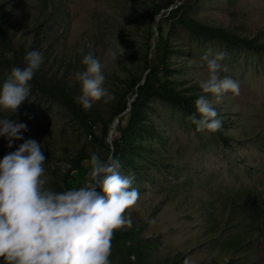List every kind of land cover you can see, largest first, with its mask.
<instances>
[{"label":"rangeland","instance_id":"374dc122","mask_svg":"<svg viewBox=\"0 0 264 264\" xmlns=\"http://www.w3.org/2000/svg\"><path fill=\"white\" fill-rule=\"evenodd\" d=\"M164 1L0 0L1 27L22 52L19 67L26 66L28 52L39 51L43 63L34 78L65 87L83 112V118L75 116L29 82L30 97L13 114L0 109V118L27 124L22 135L41 143L45 187L57 192L65 190V176L81 156L97 152L91 133L110 146L120 138L112 155L122 174H134L140 198L125 213L131 227L115 231L120 244L112 243L111 264H264V236L244 215L246 201L264 200V0H181L156 15ZM171 9L178 10L173 17ZM157 28L166 40L160 79L194 107L207 98L222 127L198 131L183 108L149 97L138 126L127 127L126 112L109 141L114 111L124 99L134 100L130 84L147 73ZM117 43L125 54L115 62L108 50ZM3 44L0 88L16 59ZM208 49L228 53L221 63L229 70L221 76L240 84L239 95L228 92L221 103L200 88L208 76L201 61ZM88 51L104 64L105 87L115 100L94 101L85 110L75 99L81 85L74 73L85 70L81 61ZM195 116L201 118L197 110ZM23 142L9 148L0 137V159Z\"/></svg>","mask_w":264,"mask_h":264},{"label":"clouds","instance_id":"9594fccd","mask_svg":"<svg viewBox=\"0 0 264 264\" xmlns=\"http://www.w3.org/2000/svg\"><path fill=\"white\" fill-rule=\"evenodd\" d=\"M124 54L118 43L117 49L108 50L115 62ZM227 56L226 51L213 53L208 49L201 57L208 76L200 88L213 94L216 103H221L228 92H240L238 81L221 76L229 70L221 63ZM24 59L26 66L12 67L0 88V109L12 114L30 97L29 82L43 63L42 54L36 50ZM81 63L85 70L74 73L81 85L76 102L90 110L94 101H114L115 96L105 87L104 64L94 52L84 54ZM195 107L201 118L190 115L187 119L198 131L220 130L222 119L207 98H198ZM26 131L27 124L0 118V137L7 139L9 148L14 141L24 140L16 151L0 159V259L4 264H111L114 232L131 227L132 219L125 213L140 198L138 188L133 187L134 174H122L114 155L105 160L93 153L83 186L51 190L45 187L44 150L35 139H24L22 133Z\"/></svg>","mask_w":264,"mask_h":264},{"label":"trees","instance_id":"16d2710c","mask_svg":"<svg viewBox=\"0 0 264 264\" xmlns=\"http://www.w3.org/2000/svg\"><path fill=\"white\" fill-rule=\"evenodd\" d=\"M181 0H165L162 5L157 6L155 9V14L159 15L161 10H167L168 8H172L175 6L176 2H180ZM177 9H171L167 11L169 17H173L177 13ZM0 23V40L4 43L9 51H11L15 56V61L13 63L14 66H18L17 61L21 56V53L17 51L13 42L6 36L5 31H3ZM198 29L199 25L196 26ZM158 29V39L153 50L150 53V58L147 60V68H146V75L144 77V83L142 84L143 77L138 79H133L130 88L133 91V95L135 98L133 101H129L128 99H124L121 104L117 107L114 111L115 117L119 116L120 114H126L127 117V127L129 129L138 126V118L141 114V108L144 105V101L149 97H157L161 100H166L169 102L174 103L181 108H183L187 114L196 115L195 107L190 103L189 100L182 97L180 93H177L172 86H169L165 81L162 82L160 79L161 69L163 68L164 59H165V47H166V40L162 36L161 30ZM247 43H250L246 41ZM252 46L253 43L251 42ZM250 44V45H251ZM34 84L40 91L44 94L49 95L50 97L58 100L61 104L65 106L72 114L77 117L83 118L82 110L77 106L74 100L70 97L67 89L63 86H46L38 82L36 78L30 81ZM128 110V111H127ZM123 115L119 118V124L123 121ZM82 121V119H81ZM83 124L85 122H82ZM91 131V130H90ZM108 128H104L103 138L108 134ZM90 139L92 142L96 144L97 152L99 153L102 159H107L108 155H112L114 149V153L118 152L120 147V138H114L112 140V145H108V143H104V140H98V138L91 133ZM106 149L105 154L103 150ZM81 163H76L77 165L71 168L66 176H65V190H70L72 188H79L84 185V183L88 180L87 173L90 171V157L85 158V156H81L80 159ZM83 161V162H82ZM244 215L248 217L253 225V229L257 230L261 237L264 236V200L260 198L253 199L252 201L245 202L244 208ZM112 239V243L116 242L113 248H116L120 243L117 242V236L115 235ZM231 242V241H230ZM119 243V244H118ZM118 244V245H117ZM238 250H242V245ZM112 248V249H113ZM236 248V246L234 247Z\"/></svg>","mask_w":264,"mask_h":264},{"label":"water","instance_id":"95a60500","mask_svg":"<svg viewBox=\"0 0 264 264\" xmlns=\"http://www.w3.org/2000/svg\"><path fill=\"white\" fill-rule=\"evenodd\" d=\"M141 83H142V84L144 83V77H143V80H142ZM127 111H128V110H127ZM122 115H123V114H120L119 116H117V117L115 118L114 123H113V125H112V129H111V131H110V133H109V141H110L111 134H113V132H114L116 126H117L118 123H119V118H120Z\"/></svg>","mask_w":264,"mask_h":264}]
</instances>
